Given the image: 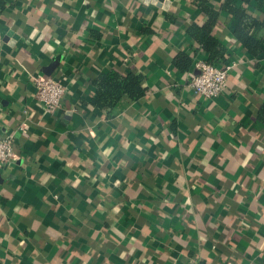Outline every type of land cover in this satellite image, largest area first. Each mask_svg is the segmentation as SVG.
I'll list each match as a JSON object with an SVG mask.
<instances>
[{"label": "crops", "instance_id": "crops-1", "mask_svg": "<svg viewBox=\"0 0 264 264\" xmlns=\"http://www.w3.org/2000/svg\"><path fill=\"white\" fill-rule=\"evenodd\" d=\"M223 1L0 0V264H264V43L249 54L219 11L226 88L188 86L208 58L192 29ZM246 14L264 41V4ZM108 71L142 97L95 106ZM46 72L66 88L52 115Z\"/></svg>", "mask_w": 264, "mask_h": 264}, {"label": "trees", "instance_id": "trees-1", "mask_svg": "<svg viewBox=\"0 0 264 264\" xmlns=\"http://www.w3.org/2000/svg\"><path fill=\"white\" fill-rule=\"evenodd\" d=\"M239 1L241 2L240 7H236L233 0H224L220 8L216 11L203 9L208 16L206 24L201 28L195 26L192 29L191 35L195 40H197L203 51L208 54L206 62L211 65L217 66V63L223 59V55L225 53V49L211 35V31L217 20L219 11H224L229 14L230 17L237 23L233 28V35L237 42L241 44L243 49L252 55H258V53H260V48L264 41L256 40L250 34V31L253 27L260 28L261 24H259L256 20L250 21L248 15L246 14V7L253 0ZM254 1H260L264 4V0ZM94 83L97 90L92 99V103L99 108H105L107 110H111L122 96H127L136 100L141 98L144 93V88L141 85L142 77L132 72H128L126 75L121 76L114 71H108L100 74L94 80Z\"/></svg>", "mask_w": 264, "mask_h": 264}, {"label": "built area", "instance_id": "built-area-1", "mask_svg": "<svg viewBox=\"0 0 264 264\" xmlns=\"http://www.w3.org/2000/svg\"><path fill=\"white\" fill-rule=\"evenodd\" d=\"M230 66H216L206 61H195L188 79V86L198 96L211 99L226 88ZM34 97L46 114L52 115L61 107L66 88L60 78L39 75L33 78ZM13 157V140L8 135L0 137V168ZM226 264H231L226 262Z\"/></svg>", "mask_w": 264, "mask_h": 264}, {"label": "water", "instance_id": "water-1", "mask_svg": "<svg viewBox=\"0 0 264 264\" xmlns=\"http://www.w3.org/2000/svg\"><path fill=\"white\" fill-rule=\"evenodd\" d=\"M54 65H56V64H53V66H51V68H53V67H54ZM51 68H49V69H51ZM46 74L50 75V73H49V72H46Z\"/></svg>", "mask_w": 264, "mask_h": 264}]
</instances>
